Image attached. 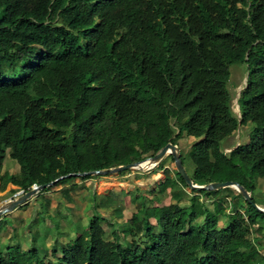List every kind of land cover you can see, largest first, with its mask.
<instances>
[{
    "label": "trees",
    "instance_id": "obj_1",
    "mask_svg": "<svg viewBox=\"0 0 264 264\" xmlns=\"http://www.w3.org/2000/svg\"><path fill=\"white\" fill-rule=\"evenodd\" d=\"M233 65L245 76L238 112ZM242 125L234 146L227 139ZM183 133L194 137L185 150ZM167 142L193 183L236 181L264 205L255 191L264 177V0H0V190L57 178L37 193L62 185L69 199L75 178L98 175L82 172L143 160ZM5 156L15 170H1ZM153 170L164 178L147 193L151 204L128 219H116L120 206L105 214L110 196L88 186L95 203L84 229L47 247L37 224L47 215L60 225L34 216L0 243V264H264L251 229L264 211L232 186L189 188L162 159ZM8 221L0 216V228Z\"/></svg>",
    "mask_w": 264,
    "mask_h": 264
},
{
    "label": "rangeland",
    "instance_id": "obj_2",
    "mask_svg": "<svg viewBox=\"0 0 264 264\" xmlns=\"http://www.w3.org/2000/svg\"><path fill=\"white\" fill-rule=\"evenodd\" d=\"M237 66L239 65H233L231 67L232 76L229 83V88L232 92L231 107L234 112H238L236 97L245 81L243 70H241L242 68L240 67V69L238 68L239 70L236 69L237 72L235 71L234 67ZM247 127V125L239 126L236 129L234 135L227 139L228 142L231 143L232 141L235 146L244 140L247 133ZM193 139V136L183 133L179 139L182 149L185 150ZM231 147L232 146H226L225 150H228ZM161 159L165 167L170 169L174 168L170 153H166ZM159 161H156L152 164L151 161L146 160L140 165L136 167H128L120 173L107 172L105 174H98L97 176L88 178L86 180L75 178L73 182L75 184H79L80 186L70 189L69 199L65 198L62 191L60 190L62 185L54 186L52 189H50V191L47 192H42L40 194L35 193L26 201L27 205L25 207L20 208L18 205L13 210L1 215L7 216L9 221L7 225H2L0 228V243L12 240L13 225L18 224V232H25L26 228H23L24 223H26L28 220H31V218L34 216L44 215L45 213L51 214L55 222L57 221L56 223L60 225V229H56L55 224L47 215H44V218L37 224L41 234L44 232L46 234L45 245L47 247H50L56 241L60 242L65 239V236L62 235L63 232H69L71 230L70 228L72 227L75 229V232L81 231L86 225L87 217L91 210L90 207L95 203V201L91 199V192L87 190L88 186L94 189V195L97 199L101 195L110 196L111 200L109 201V206L102 210L105 214H112L111 212L113 207L120 206L122 209V216L116 219L120 221L128 219L131 212L135 210L136 206H138L140 202L143 201L147 204H151V201L146 195L148 192L150 193L153 189H155V185L164 178L161 170L160 175H154L153 168L158 164ZM17 167L18 165L14 160H11L9 157L5 156L2 162L1 170H3V168L15 170ZM170 173L172 174L173 172L170 171ZM66 185L68 186L69 184ZM13 188L14 186L11 183H8L3 190H0V198L11 193ZM255 189L256 192L260 191L261 196L264 197V177L257 179ZM131 194H137L140 197L138 200L133 201L130 199ZM161 196L165 197L166 199L168 198L167 193H163ZM46 197L49 199L47 204L44 203V199ZM237 200L242 202V198H237ZM206 201L210 207L214 209L212 201ZM257 205L264 208L263 204ZM219 206L220 208L223 207L225 209H229L228 207L226 208L224 203L219 204ZM101 224L105 228L106 236L111 237L112 226L107 224L105 221H101ZM219 224H222V222ZM259 228H262V230L257 231ZM251 229L253 234H259L261 236L260 242L264 245V220L262 223H253ZM255 230L257 232H255ZM75 232L70 231V236L74 237ZM19 242L22 248L26 247L24 239H21ZM35 244L36 246L40 244V238H38ZM259 252L264 255V248H260Z\"/></svg>",
    "mask_w": 264,
    "mask_h": 264
},
{
    "label": "water",
    "instance_id": "obj_3",
    "mask_svg": "<svg viewBox=\"0 0 264 264\" xmlns=\"http://www.w3.org/2000/svg\"><path fill=\"white\" fill-rule=\"evenodd\" d=\"M166 153L171 154V156L173 158L174 168L179 173V175L184 179V181L186 182V184L188 185L189 188L217 189V188H222V187H226V186H232L238 192H240L241 196L245 200H247L248 202H252V204L258 210L264 211V208L259 207L255 202H253L251 200L249 191H247L241 184H239L236 181L223 180V181H212V182H209L206 184L193 183L191 178L189 177V175L186 173L184 166L181 162V159L179 156V148L177 147L176 144H174L172 142H167L158 151H156L151 156L146 157L145 159L150 158L154 163L156 161H159ZM145 159H143V160H145ZM143 160L133 161V162L126 163V164H119L117 166L109 167V168L96 169V170H92L89 172H82V174L83 173L105 174L107 172H119L121 170L127 169L128 167H136ZM56 180H57V178L48 182V183L38 184L35 188H30V189L26 190L23 194H21V195L17 196L16 198L10 200L9 202L4 204L0 208V216L6 212L13 210L18 205L26 202L31 196H33L35 193H37L40 189H42V188L46 187L47 185L55 182Z\"/></svg>",
    "mask_w": 264,
    "mask_h": 264
},
{
    "label": "built area",
    "instance_id": "obj_4",
    "mask_svg": "<svg viewBox=\"0 0 264 264\" xmlns=\"http://www.w3.org/2000/svg\"><path fill=\"white\" fill-rule=\"evenodd\" d=\"M38 184L36 183H32L29 187L27 188H23V187H16L14 186L15 190L12 191L11 193L3 196L2 198H0V208L6 204L7 202H9L10 200L16 198L17 196L23 194L26 190L30 189V188H35Z\"/></svg>",
    "mask_w": 264,
    "mask_h": 264
},
{
    "label": "crops",
    "instance_id": "obj_5",
    "mask_svg": "<svg viewBox=\"0 0 264 264\" xmlns=\"http://www.w3.org/2000/svg\"><path fill=\"white\" fill-rule=\"evenodd\" d=\"M231 142H232V141H231ZM226 146H229V143H227ZM154 175H160V171H156V172H154ZM12 185H13V184H12ZM13 186H15V185H13Z\"/></svg>",
    "mask_w": 264,
    "mask_h": 264
},
{
    "label": "bare ground",
    "instance_id": "obj_6",
    "mask_svg": "<svg viewBox=\"0 0 264 264\" xmlns=\"http://www.w3.org/2000/svg\"><path fill=\"white\" fill-rule=\"evenodd\" d=\"M146 160L151 161V163L153 164V161H152L150 158H147V159L143 160L142 162H144V161H146ZM142 162H140L138 165H140ZM138 165H137V166H138Z\"/></svg>",
    "mask_w": 264,
    "mask_h": 264
}]
</instances>
